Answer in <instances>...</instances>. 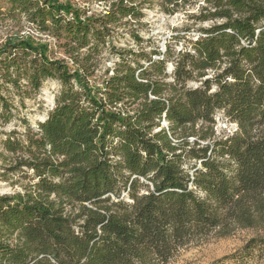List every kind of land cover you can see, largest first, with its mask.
<instances>
[{"label": "trees", "instance_id": "trees-1", "mask_svg": "<svg viewBox=\"0 0 264 264\" xmlns=\"http://www.w3.org/2000/svg\"><path fill=\"white\" fill-rule=\"evenodd\" d=\"M7 1L71 63L30 35L0 45L1 79L61 84L35 128L23 119L1 142L2 175L26 182L0 195V264H171L211 232L264 225V0H204L194 23L211 24L185 25L164 51L112 46L99 83L97 54L145 0H98L107 7L91 14L69 0ZM217 111L237 130L214 136ZM256 247L264 237L243 251Z\"/></svg>", "mask_w": 264, "mask_h": 264}, {"label": "rangeland", "instance_id": "rangeland-1", "mask_svg": "<svg viewBox=\"0 0 264 264\" xmlns=\"http://www.w3.org/2000/svg\"><path fill=\"white\" fill-rule=\"evenodd\" d=\"M69 1L85 8L87 14L99 13L107 7L105 1ZM160 1L163 0H145L141 9L143 15L139 21L119 27L111 37V42H107L101 48L92 67L93 74L90 76L92 82L99 83L103 78L104 70L107 67H112L114 61L117 60L116 52L112 46L116 49L132 48L134 50L142 46L146 51L158 47L160 51H164L170 36L179 32L185 25L193 24L192 28L194 29L199 25L211 24V20L194 23L196 21L193 15H198L202 6L206 5L204 0H177V7L173 14L166 13L160 5ZM171 2L168 3L169 6H174V0ZM10 10L8 1L0 0V45L9 37L30 35L35 41L49 44L48 53L51 58H64L71 63L54 36L28 22L23 14L21 16L13 15L14 13ZM130 30L143 39L139 43L140 45L130 35ZM180 46L179 43L177 48ZM167 69L169 71L172 69L171 62L167 64ZM198 84L196 81L188 82V85L192 86ZM60 89L61 84L55 78L43 80L36 91L30 90L27 79L23 76L19 77L16 84L0 78V195L22 191V184L26 182L25 179L17 180V175L7 174V179L2 175L3 166L7 165L10 157V154L3 148L2 140L11 131H16L19 134L23 132L25 129L22 123L23 119L35 128L37 122L43 120L54 106ZM5 101L12 113L8 119V114L3 106ZM163 124L166 122L164 121ZM213 129L214 136L220 137L234 132L237 130V126L234 122L229 121L222 111H217ZM15 180L17 181L15 182ZM258 237H264V225L236 227L225 235L211 232L181 249L171 264H264V247L243 251V247L249 239Z\"/></svg>", "mask_w": 264, "mask_h": 264}]
</instances>
